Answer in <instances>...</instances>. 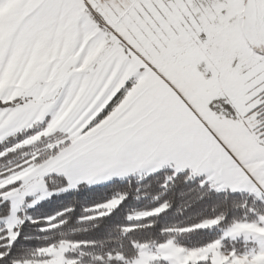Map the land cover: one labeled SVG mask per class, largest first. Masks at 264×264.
<instances>
[{"label":"snow or ice","instance_id":"1","mask_svg":"<svg viewBox=\"0 0 264 264\" xmlns=\"http://www.w3.org/2000/svg\"><path fill=\"white\" fill-rule=\"evenodd\" d=\"M0 264H264V0H0Z\"/></svg>","mask_w":264,"mask_h":264}]
</instances>
